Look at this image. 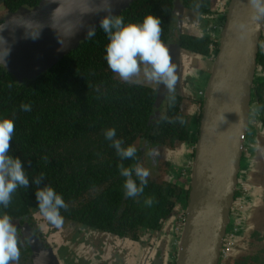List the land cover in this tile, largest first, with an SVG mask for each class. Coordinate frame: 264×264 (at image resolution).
<instances>
[{
  "label": "flooded vegetation",
  "instance_id": "1",
  "mask_svg": "<svg viewBox=\"0 0 264 264\" xmlns=\"http://www.w3.org/2000/svg\"><path fill=\"white\" fill-rule=\"evenodd\" d=\"M192 1L200 5V0ZM18 3V0H0V27L21 8L31 9L18 6ZM181 3L183 24L179 25L173 11L174 27L168 42L164 43L177 69V83L159 107H156L159 83L145 80L142 72L130 81H123L108 69L116 81L144 84L156 91L149 138L139 136L131 143L123 141L124 146L137 148L136 160L121 161L110 142L103 137L104 128L98 135V125H94L89 140L79 134L81 139L73 159L76 163L75 179L89 186L71 198L61 195L67 204V210H61L64 217L61 228L47 222L39 213L36 198L27 196L21 188L13 194L9 207L0 209L9 214L17 226L19 264H134L130 258L133 252L138 253L136 264H177L192 193V168L201 134L207 87L212 65L219 54L230 0H202L205 10L200 8V11L189 10L187 0H181ZM259 48L245 142L248 133L252 129L255 131L249 144L251 147L244 146V157L249 156L258 137L264 135V32ZM12 77L14 82L21 83ZM201 84L207 86L205 93L199 90ZM185 145H188L187 160L180 161V150ZM130 161L140 163L150 172L143 193L135 198L124 195V178L116 165L123 163L128 167ZM88 162L93 163V171L86 168L83 180L81 167ZM248 168L243 167L239 175L240 188L236 192L230 226L223 243L231 240L230 253L228 257L220 255L219 264H264V221L258 229L251 231L243 226V213L254 208ZM261 179H264V173L256 177L257 181ZM118 185H122L123 195L115 197L112 190ZM147 198L154 201L151 207L144 203ZM261 209L264 213V207ZM242 229L249 232L243 238L246 248L240 252L236 250V241Z\"/></svg>",
  "mask_w": 264,
  "mask_h": 264
},
{
  "label": "water",
  "instance_id": "2",
  "mask_svg": "<svg viewBox=\"0 0 264 264\" xmlns=\"http://www.w3.org/2000/svg\"><path fill=\"white\" fill-rule=\"evenodd\" d=\"M140 0H111L113 15H121ZM99 0H41L34 8H21L0 27V54L7 51L3 67L19 82L34 80L55 67L86 42L89 27L99 28L106 14L96 13ZM106 7V4H100ZM174 14L183 24L184 8L175 0ZM40 31L39 37L32 39ZM264 32L251 0H230L221 32L219 54L212 65L196 158L192 168V193L177 264H219L231 211L239 187L244 143L250 124L252 88L259 45ZM63 41V43H61ZM6 42V46H5ZM169 92L158 88L156 107ZM250 189L257 208L264 207V135L254 145ZM248 168V169H249Z\"/></svg>",
  "mask_w": 264,
  "mask_h": 264
},
{
  "label": "trees",
  "instance_id": "3",
  "mask_svg": "<svg viewBox=\"0 0 264 264\" xmlns=\"http://www.w3.org/2000/svg\"><path fill=\"white\" fill-rule=\"evenodd\" d=\"M40 1L18 0L17 5L34 8ZM201 1L199 5L187 0L189 10H205ZM174 2L140 0L121 16L125 23H139L148 14L159 17L161 40L167 43L174 27ZM107 43L105 33L98 29L93 38L83 42L55 67L25 83L14 82L7 70L0 67V117L15 122L9 150L22 160L29 177V187L21 188L27 196L35 197V191L44 185L67 198L87 189L88 183L75 179L73 159L81 139L79 134L89 140L94 125H98V135L102 128L104 131L106 127H115L117 137L130 143L139 136L149 138L156 91L144 84L130 85L114 80L104 60ZM22 103H30L31 111H21ZM132 164L130 161L128 166ZM92 165V162L82 165L83 180L85 169L92 172ZM41 174L44 177L41 185L32 184ZM118 186L112 190L115 197L123 195L122 185Z\"/></svg>",
  "mask_w": 264,
  "mask_h": 264
},
{
  "label": "clouds",
  "instance_id": "4",
  "mask_svg": "<svg viewBox=\"0 0 264 264\" xmlns=\"http://www.w3.org/2000/svg\"><path fill=\"white\" fill-rule=\"evenodd\" d=\"M251 2L257 13L264 16V0H251ZM100 4L107 6L100 7ZM100 12L106 13L99 21V28L108 40L104 49V60L108 68L123 81H130L142 72L145 80L162 84L169 92H172L177 83V69L168 48L161 40L160 18L148 14L139 23H125L121 15H113L111 0H99L96 13ZM28 34L32 39H36L40 31L34 34L29 31ZM95 35L96 28L89 27L87 38L91 39ZM8 53L9 48L7 47V51L0 54V63L3 65H5ZM31 107L30 103H22L20 110L30 112ZM14 131V120L0 117V209L9 207L13 194L19 188H28L30 185L22 160L10 154V141L13 140ZM103 135L121 161L136 160L137 148L133 145L124 146L123 140L117 137L115 127L105 129ZM118 169L124 178V195L128 198H135L142 194L148 183L149 170L140 163H134L128 167L120 164ZM43 179L41 174L31 183L41 185ZM35 197L39 213L51 225L57 229L61 228L64 223L61 210H67L64 198L49 185L39 187L35 191ZM144 203L151 207L154 201L147 198ZM19 258L17 226L9 214L0 211V264H19Z\"/></svg>",
  "mask_w": 264,
  "mask_h": 264
},
{
  "label": "rangeland",
  "instance_id": "5",
  "mask_svg": "<svg viewBox=\"0 0 264 264\" xmlns=\"http://www.w3.org/2000/svg\"><path fill=\"white\" fill-rule=\"evenodd\" d=\"M219 35H220V32L218 33ZM199 71H201V70H199ZM196 74L198 75V74H200L199 72H196ZM201 75V74H200ZM199 75V76H200ZM200 78H197L196 80H199ZM206 87L207 86H205V84H201V86H200V88H199V90H201V91H203L204 93H205V91H206ZM253 131H255V129H252V132L250 131L249 133H248V141L247 142H245V146L246 147H251V146H249V144H250V142H252L251 141V139L253 138V135H254V132ZM257 134H255V136H256ZM187 147H188V145H185L184 147H183V150H180L181 151V155L178 157V159L180 160V161H186L187 160V152H188V149H187ZM253 148V149H252ZM251 149H250V153H249V156H246V157H244L243 156V161H242V167H244V168H246L247 166H251V164H249V163H252V160H253V158H254V144H253V147H252ZM250 179V176L248 177V180ZM251 197V202H252V204H254V206L255 205H258V202H257V198L256 197H254V196H250ZM242 220H243V226L245 227V228H248L250 231L251 230H254V229H258V225L262 222L263 223V221H264V213H262V209L261 208H257V207H255V208H253L252 210H246L244 213H243V216H242ZM249 231L248 230H246V229H242L241 230V233H240V235L238 236V238H237V241H236V250L237 251H240V252H242V251H244L245 250V248H246V245H245V243H244V241H243V238H244V236L248 233ZM77 235H80V233L79 234H77ZM137 254L138 253H136V252H133L132 254H130V258H131V260L133 261V263L134 264H136V258H137Z\"/></svg>",
  "mask_w": 264,
  "mask_h": 264
},
{
  "label": "built area",
  "instance_id": "6",
  "mask_svg": "<svg viewBox=\"0 0 264 264\" xmlns=\"http://www.w3.org/2000/svg\"><path fill=\"white\" fill-rule=\"evenodd\" d=\"M239 188H240V186H239ZM247 190H248V188H247ZM231 246H232L231 240H228L225 242V244H223V248H222L223 250L221 251V257H228V255L230 253Z\"/></svg>",
  "mask_w": 264,
  "mask_h": 264
}]
</instances>
